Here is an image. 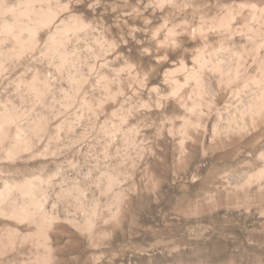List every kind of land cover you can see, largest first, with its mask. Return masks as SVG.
Instances as JSON below:
<instances>
[{
    "label": "bare ground",
    "instance_id": "1",
    "mask_svg": "<svg viewBox=\"0 0 264 264\" xmlns=\"http://www.w3.org/2000/svg\"><path fill=\"white\" fill-rule=\"evenodd\" d=\"M167 1L173 2L159 0V4ZM2 4L0 262L61 264L58 255L79 254L80 241L68 227L86 234L93 247L103 236L113 237V224L127 202L126 188L120 185L110 169L117 155L116 136L123 131L122 123L113 125L114 128L97 127L100 114L104 112V101L99 99L97 102L95 90L102 86L110 93L109 81L98 70L99 57L95 47H89L92 60L85 62L87 71L82 69L84 61L77 49L69 47L80 30L92 26L76 14L62 17L71 10L69 1L25 0L15 6ZM227 8L225 14H216L195 27L198 48L194 57L196 68L192 71L188 70L186 61L191 51L184 47L186 38L182 36L187 23L181 31L177 27L170 28L165 39L159 38L162 25L154 30L153 38L160 50L176 45L183 49V58L176 67L164 73L163 80L170 85L167 94L160 85L152 86L149 91L157 97L159 108L167 110L172 106L184 111L182 128L176 131L171 122L168 129L172 137L180 135L178 143L182 156H190L199 144L203 153L245 148L249 151L245 163H264V1L238 2L236 9L233 4ZM164 20L167 23L169 16ZM150 21L147 18L145 22L149 24ZM124 41L128 43V39ZM112 43L116 46L114 41ZM167 58L168 53L164 60ZM127 67L134 69L132 63ZM30 71L31 77L19 76ZM154 72L156 67L144 75V85L154 82ZM41 73L47 76L41 79ZM178 73H183L184 81L177 77ZM14 76L17 78L12 80ZM52 77L67 82L69 86L58 85V96L52 91L48 79ZM103 80L105 84L101 85ZM191 80L195 84L189 88ZM12 83L15 89L11 96ZM118 93H123L122 87ZM208 95V102L199 101ZM226 95L237 100L234 114L223 115L217 106L216 100ZM116 97L117 93L111 92L107 99L116 100ZM77 102L80 112L74 113V120L68 119L66 109ZM147 107H151L149 103ZM204 107H207L208 118L197 117L193 121L188 116L195 110L201 115ZM212 114L214 119L211 120ZM86 116L90 120L89 136L86 131L78 130ZM190 128L194 131L190 132ZM101 131L107 136L104 143L107 163L101 171L102 178L99 175L90 181L91 175L82 174L81 177L80 168L85 163L96 169L100 167L98 146ZM243 176L242 185L251 191L255 185L256 189L240 198L234 197L233 204L249 207L264 204V165L255 173L244 172ZM116 185L119 189L112 195V200L107 199L103 204L102 196H110ZM69 190L76 194L75 203L69 197ZM81 199L90 201L89 214ZM112 204L116 209H109L111 211L105 216L103 208ZM102 222L106 228L97 233L96 226ZM17 255L29 256L20 261Z\"/></svg>",
    "mask_w": 264,
    "mask_h": 264
},
{
    "label": "rangeland",
    "instance_id": "2",
    "mask_svg": "<svg viewBox=\"0 0 264 264\" xmlns=\"http://www.w3.org/2000/svg\"><path fill=\"white\" fill-rule=\"evenodd\" d=\"M19 1L25 0H0V5L15 6ZM60 1H69L71 6V10L62 15L63 18L76 14L92 24L89 29L80 30L69 47L77 49L84 61L82 69L85 71V62L92 60L89 47H95L99 57L98 70L109 81L110 93L102 86L95 90L97 102H100L99 99L104 101V112L100 114L97 127L114 128L122 123L123 131L116 136L117 155L110 169L119 179L120 185L126 188L127 194V202L113 224V237L108 239L103 236L99 244L93 247L86 234L68 227L80 241L79 254L58 255L60 263L264 264V204L250 207L241 203L233 204L234 197L240 198L251 189L242 185L245 181L244 172L255 173L264 163H245L249 159V151L245 148L203 153L199 144L190 156H182L178 143L180 135L172 137L168 129L171 122L176 131L182 128L184 111L172 106L167 110L159 108L156 105L157 97L149 91L152 86L160 85L163 93L167 94L170 85L164 82V73L176 67L183 58V49L176 45L171 44L165 46V50H160L157 40L153 38L155 29L162 25L159 38L165 39L170 28L177 27L181 31L187 23L182 36L186 38L184 47L191 51L186 61L188 70L192 71L196 68L194 57L198 48L195 27L216 14H225L230 4L236 9L238 2L259 0H172V4L170 1L159 4V0ZM168 16L169 20L165 23L164 19ZM147 18L151 20L149 24L145 22ZM132 31L135 32L133 35ZM124 39H128V43ZM112 41L119 46L116 48L113 43L111 45ZM262 52L264 55V50ZM167 53L169 58L164 60ZM161 58L162 61L158 60ZM128 63H132L134 69L127 67ZM153 67H156L155 80L152 84L144 85V75ZM30 74L31 71L19 76L28 78ZM39 75L41 79L47 76L45 73ZM177 77L184 81L183 73H178ZM48 79L57 96L58 85L69 87L65 81L54 77ZM104 84L105 81H101V85ZM194 84L195 81L191 80L189 88ZM11 85L9 94L12 96L15 86L14 83ZM121 87L123 93H118ZM111 92L117 93L116 100L107 99ZM202 99L199 101L205 104L209 95ZM15 100L18 103L17 98ZM236 102L234 97L228 95L216 100L223 115L234 114ZM148 103L150 108L147 107ZM203 110L201 115L199 110H195L188 116L193 121L197 117L208 118L207 107ZM66 111L68 119L74 120V113L80 112L78 102ZM89 122L86 116L78 127L79 131H86L87 136L90 135ZM191 130L194 131L193 128H190V132H193ZM106 137L103 132L99 135L98 160L101 168L96 169L92 164L85 163L86 166L80 168L81 177L82 174H87V177L91 175L93 178L90 176V181L99 175L101 177V171L107 163L104 155ZM118 189L119 185H116L110 196L103 195L102 203H107V199L111 201ZM255 189L253 185L250 192ZM69 191V197L75 203L76 194L73 190ZM82 204L89 214L90 201L82 200ZM109 209L114 211L116 205L104 207L105 216L111 211ZM103 224L96 226L97 233L106 228ZM17 256L20 260L29 255Z\"/></svg>",
    "mask_w": 264,
    "mask_h": 264
}]
</instances>
